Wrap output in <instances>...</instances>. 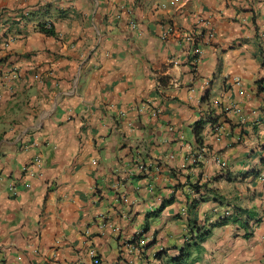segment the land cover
<instances>
[{"label": "crops", "instance_id": "obj_1", "mask_svg": "<svg viewBox=\"0 0 264 264\" xmlns=\"http://www.w3.org/2000/svg\"><path fill=\"white\" fill-rule=\"evenodd\" d=\"M0 71V264H264V0H0Z\"/></svg>", "mask_w": 264, "mask_h": 264}, {"label": "trees", "instance_id": "obj_2", "mask_svg": "<svg viewBox=\"0 0 264 264\" xmlns=\"http://www.w3.org/2000/svg\"><path fill=\"white\" fill-rule=\"evenodd\" d=\"M47 23L48 22L41 24V29L46 31L47 33L53 34L54 33L53 24L51 23V27L49 28V27H46ZM229 217L230 216H226L223 219L221 218L220 221L214 223L213 225L223 224L228 221ZM210 232H211V228H208L206 225H201L197 222H192L191 227H190L191 242L187 246L182 248L180 255L177 256L175 259L179 260L180 258H183L185 255H188V252H186L188 251V248L193 245H198L202 239H204L206 236L210 234ZM159 254H161V252H159Z\"/></svg>", "mask_w": 264, "mask_h": 264}, {"label": "built area", "instance_id": "obj_3", "mask_svg": "<svg viewBox=\"0 0 264 264\" xmlns=\"http://www.w3.org/2000/svg\"><path fill=\"white\" fill-rule=\"evenodd\" d=\"M46 27H49V28H50V27H51V23L48 22V23L46 24ZM201 53H202V50H201L200 48H197V49H196V55H195V58H194V63H195V64H197V63L199 62ZM12 74H13V77H14V78H17V77L19 76V74H18L17 72H12ZM0 77H1V78L4 77V73L1 72V71H0ZM261 86L264 87V81H262ZM2 97H3V92H2V90L0 89V99H1ZM231 211H232L231 208H227V209H225V210L220 214L219 219H220V218H223V217H225V216H227V215H229V214H231ZM99 262H100V260H99L98 258H96V259H95V263H99ZM0 263H1V260H0Z\"/></svg>", "mask_w": 264, "mask_h": 264}]
</instances>
